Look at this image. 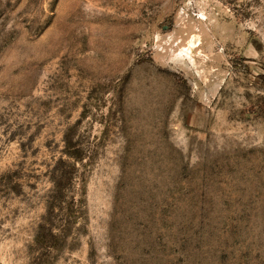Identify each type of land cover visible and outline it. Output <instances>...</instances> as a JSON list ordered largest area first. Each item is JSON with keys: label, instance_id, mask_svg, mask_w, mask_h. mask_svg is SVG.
<instances>
[{"label": "rangeland", "instance_id": "374dc122", "mask_svg": "<svg viewBox=\"0 0 264 264\" xmlns=\"http://www.w3.org/2000/svg\"><path fill=\"white\" fill-rule=\"evenodd\" d=\"M0 264H264V0H0Z\"/></svg>", "mask_w": 264, "mask_h": 264}]
</instances>
